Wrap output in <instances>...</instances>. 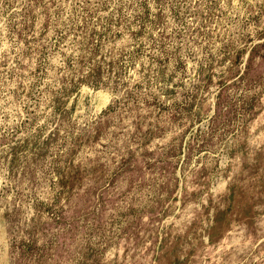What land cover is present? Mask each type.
I'll return each instance as SVG.
<instances>
[{"label":"rangeland","instance_id":"374dc122","mask_svg":"<svg viewBox=\"0 0 264 264\" xmlns=\"http://www.w3.org/2000/svg\"><path fill=\"white\" fill-rule=\"evenodd\" d=\"M0 264H264V0H0Z\"/></svg>","mask_w":264,"mask_h":264}]
</instances>
